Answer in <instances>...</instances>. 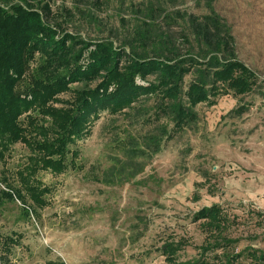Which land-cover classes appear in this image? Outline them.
Wrapping results in <instances>:
<instances>
[{
    "label": "trees",
    "instance_id": "obj_1",
    "mask_svg": "<svg viewBox=\"0 0 264 264\" xmlns=\"http://www.w3.org/2000/svg\"><path fill=\"white\" fill-rule=\"evenodd\" d=\"M53 1L0 0V161L18 145L30 152L15 183L3 179L0 206L20 203L28 220L49 204L51 189L39 175L84 171L78 143L89 138L103 115L129 121L120 140L127 162L89 175L99 184L123 186L134 183L167 144L198 124L200 106L261 90L257 73L238 59L234 37L215 13L180 16L194 39L183 35L187 50L182 55L171 33L161 29L162 21L176 20L165 14L163 0L147 2L133 37L118 46L113 29L103 38L71 33L66 20L73 13L65 11L66 18L59 19ZM94 1L98 8L104 3ZM248 110L243 105L237 113ZM135 125L150 129L138 137L130 131ZM253 213L264 223V213ZM230 214L214 204L188 218L203 229L204 239L186 260L190 245L183 239L165 242L158 252L166 264H264L263 250L251 245L239 250L242 239L229 237V229L241 224L238 215ZM21 241L16 233L0 235V264H13ZM48 264L66 263L57 258Z\"/></svg>",
    "mask_w": 264,
    "mask_h": 264
},
{
    "label": "rangeland",
    "instance_id": "obj_2",
    "mask_svg": "<svg viewBox=\"0 0 264 264\" xmlns=\"http://www.w3.org/2000/svg\"><path fill=\"white\" fill-rule=\"evenodd\" d=\"M148 1L103 0L98 8L94 0H54L52 9L59 19L66 18L65 11L73 13L66 22L82 38L108 37L113 29L118 46L131 40ZM162 4L165 14L176 15V20L162 21L161 29L171 33L182 55L187 50L182 38L194 39L180 16H219L234 37L238 59L257 73L261 90L244 98L223 96L213 107L200 106L198 124L167 144L134 183L123 186L99 184L89 175H103L114 162L120 167L127 162L120 140L129 121L103 115L89 138L78 143L84 171L39 175L51 189L48 207L28 220L20 203L0 206V235L22 237L13 264H48L57 258L66 264H166L158 249L171 239L189 243L186 260L204 239L203 229L189 219L214 204L238 215L241 224L232 226L228 235L242 239L239 250L251 245L264 251V223L253 213H264V0ZM243 105L249 110L239 115ZM148 128L135 125L130 131L140 137ZM29 155L25 145H18L0 161V190L4 178L15 183ZM27 205L34 209L30 201Z\"/></svg>",
    "mask_w": 264,
    "mask_h": 264
},
{
    "label": "crops",
    "instance_id": "obj_3",
    "mask_svg": "<svg viewBox=\"0 0 264 264\" xmlns=\"http://www.w3.org/2000/svg\"><path fill=\"white\" fill-rule=\"evenodd\" d=\"M262 207H263L262 209L264 210V206H262Z\"/></svg>",
    "mask_w": 264,
    "mask_h": 264
}]
</instances>
